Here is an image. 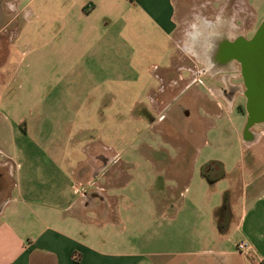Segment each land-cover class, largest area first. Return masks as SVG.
I'll list each match as a JSON object with an SVG mask.
<instances>
[{"label": "rangeland", "instance_id": "374dc122", "mask_svg": "<svg viewBox=\"0 0 264 264\" xmlns=\"http://www.w3.org/2000/svg\"><path fill=\"white\" fill-rule=\"evenodd\" d=\"M46 1L37 0L42 15L24 22L12 50L22 62L17 77L8 81L0 92V101L15 105L12 110H3L9 118L5 121L7 133L12 120H22L18 131L25 133L24 128L27 129L21 139L23 150L63 151L80 157L85 147L90 151L109 152L112 148L117 152V163L107 165L99 178L100 183L108 181L115 185V188L108 185L109 190L103 192L113 195L112 200L96 202L95 211L88 213L93 219L90 228L97 230L103 240H132L142 246L144 220L160 221L159 211L150 207L147 199L182 197V187L176 186L171 174L162 170L171 162L168 156H174L178 148L170 145L160 130L167 134L173 132L170 122H175L176 133L180 137L189 136L186 140L188 155L198 152L195 162L190 157L183 159L185 163L180 162L183 173L191 165L200 167L205 158L225 155L226 151L236 153L241 147L237 137L243 135L249 121L248 96H238L228 102L221 93L222 86L235 81L222 72L219 77L218 68L208 61V35L216 31L201 23L202 17L215 23L219 18H228L233 9L227 5L224 10L225 2L232 5L239 1L215 0L212 4V0H182L175 13L180 28L174 31L167 32L132 11L120 15L119 22L112 27L99 18L97 27L89 31V35L81 18L71 29L70 25L63 27L54 19L50 21L62 7V1L49 5ZM210 3L214 9L210 8ZM257 3L260 10H264V0ZM235 8L238 10V6ZM193 22L194 30H186ZM263 22L264 18L254 32L249 33L253 32L254 36ZM220 24L224 23H219L221 28ZM180 57L186 58L183 66L189 68V73L194 72V86L198 83L199 91L204 94L198 96V102L194 100L190 117H184L179 110L158 122V108L149 97L158 93L164 74H172L170 66ZM204 87L214 89L211 94L214 98ZM207 99L220 106H211V111L206 113L204 102ZM183 105L188 104L183 102ZM144 112L156 113L157 120L148 123ZM157 155L163 158L158 159ZM184 178L186 185L194 187V173L193 178L188 179L183 174ZM166 212L169 213L167 209ZM175 237L183 241L189 235L183 233Z\"/></svg>", "mask_w": 264, "mask_h": 264}, {"label": "crops", "instance_id": "0c3cea01", "mask_svg": "<svg viewBox=\"0 0 264 264\" xmlns=\"http://www.w3.org/2000/svg\"><path fill=\"white\" fill-rule=\"evenodd\" d=\"M61 1L62 7L50 21L54 19L63 27L70 25L71 29L81 18L86 23V35L97 27L99 18L112 27L120 15L132 11L167 32L174 31L179 27L175 13L182 4V0ZM238 1L232 5L225 2L224 10L227 5L233 9L226 19L218 17L220 21L215 23L202 17L204 27L216 31L208 35L210 49L216 51L223 37L222 53L229 52L237 35L245 41L264 18V10L257 3L261 0ZM212 4L210 8L214 9ZM41 15L37 0H0V92L17 77L22 58L15 57L12 50L24 22ZM221 22L222 29L218 27ZM187 29L194 30V22ZM181 59L170 66V71L191 72ZM203 94L194 88L196 97ZM204 103V110L210 112ZM14 106L0 101V264H256L236 250L240 240L250 243L264 259V121L245 127L243 135H238V152L205 158L200 167L191 165L185 173L180 162L188 157L195 162L198 152L193 150L190 156L186 152L187 135L176 141L174 147L178 149L174 156H168L171 162L162 170L182 187V197L147 199L150 207L159 211L160 221L144 220L145 243L139 246L132 240H103L90 228L93 219L88 213L95 211L96 202L112 200L113 195L103 192L109 190L108 185H115L100 183L99 178L107 165L117 163L118 153L112 148L97 152L85 147L80 157L63 151L23 150L21 139L27 129L25 133L18 131L22 120H12L9 133L5 124L9 118L3 110ZM193 173L194 187H190L183 174L191 179ZM183 233L189 235L187 240L175 237Z\"/></svg>", "mask_w": 264, "mask_h": 264}, {"label": "flooded vegetation", "instance_id": "af4514ba", "mask_svg": "<svg viewBox=\"0 0 264 264\" xmlns=\"http://www.w3.org/2000/svg\"><path fill=\"white\" fill-rule=\"evenodd\" d=\"M252 36H253V33L250 36H248L246 40L248 41L249 39H251ZM222 38L218 41L220 45L217 48H215L216 51H214V48L212 49V47L211 49L210 48L207 49V59L208 61L211 62L212 67L214 66L218 68V70L221 69L220 71L217 70L216 74L217 73L219 74L220 72L225 73V77L229 76L230 78L229 80L235 81L234 83L230 82L229 85H227L226 87H223V86L221 87L222 89L221 93L225 97H227L228 102H230L231 101L230 99H234L235 97L246 96L247 92L250 91L251 88H253V85L251 83V79L248 77V74H251V73H248L249 72L248 70L246 71L247 62H246L244 51H243L244 48L242 47L247 41L246 40L244 41L240 35H237L236 38L232 40L233 43H231L230 46L233 48L234 46L235 47L238 46L239 49L232 51L233 48H231L229 52L222 53L224 49V41H223L224 39L222 40ZM209 41L212 45V40L209 39ZM202 45H205V44H202ZM212 51H214L215 53L212 54ZM192 58H194V54L192 55ZM228 58H230V60H228ZM184 59H181V62ZM210 59L211 60L214 59V62L212 63ZM178 60L179 59H177L176 61ZM222 69L225 71H223ZM170 72H172V74H164V80L162 81V84H160L158 88L159 91L154 97H152V100H151V101L155 100V105L158 108L157 109L158 122H159V119L162 121L164 120L165 117L172 116L176 111L178 112L179 110L181 112L179 113L183 115L184 117H190L191 112L192 111L194 112V100L198 102L197 101L198 96L196 97L194 95V88L195 89H200V88L198 87V83H195L196 85L194 86V72L183 74L182 73L183 71L179 69L170 71ZM220 74H219V77H220ZM252 79L254 82L255 78H252ZM255 86H256V83H255ZM204 89L209 95L214 93L213 88L204 87ZM212 97L214 98V96ZM183 102L187 103L189 106L183 105ZM206 105H208V108L210 109L211 106L217 105V103L208 99ZM237 105L241 109L240 104H237ZM144 113H145L144 116L146 117L148 123L155 122L157 120L155 117V115H157L156 113L154 115L151 114L150 112H144ZM206 113L208 112L206 111ZM170 125L174 126L172 129L173 132H169L168 134L162 130H160V132L162 133V136L164 137V139L167 140L170 145L174 146L175 142L179 141V139H182V137H180L179 134L176 133L175 126H177V124L175 122H170ZM194 137H196L195 132H194Z\"/></svg>", "mask_w": 264, "mask_h": 264}, {"label": "water", "instance_id": "95a60500", "mask_svg": "<svg viewBox=\"0 0 264 264\" xmlns=\"http://www.w3.org/2000/svg\"><path fill=\"white\" fill-rule=\"evenodd\" d=\"M242 47L247 62L246 71L251 73L248 77L253 85V88L247 92L249 121L246 128H248L256 122L264 121V22L260 30ZM231 48L233 47L230 46ZM238 49V46H234L232 51ZM252 78H255L254 82Z\"/></svg>", "mask_w": 264, "mask_h": 264}, {"label": "built area", "instance_id": "2783aa9c", "mask_svg": "<svg viewBox=\"0 0 264 264\" xmlns=\"http://www.w3.org/2000/svg\"><path fill=\"white\" fill-rule=\"evenodd\" d=\"M236 250L245 255L247 258L251 259L254 261L256 264H261L264 259L260 258L254 251L252 245L248 243L247 241L240 240L236 244Z\"/></svg>", "mask_w": 264, "mask_h": 264}, {"label": "bare ground", "instance_id": "6f19581e", "mask_svg": "<svg viewBox=\"0 0 264 264\" xmlns=\"http://www.w3.org/2000/svg\"><path fill=\"white\" fill-rule=\"evenodd\" d=\"M247 41V40H246ZM233 43V42H232ZM228 44H230V43H228ZM243 52V51H242ZM238 53V52H237ZM232 54V53H231ZM235 56V55H234ZM240 57V56H239ZM241 60V59H240ZM248 134V133H247Z\"/></svg>", "mask_w": 264, "mask_h": 264}, {"label": "trees", "instance_id": "16d2710c", "mask_svg": "<svg viewBox=\"0 0 264 264\" xmlns=\"http://www.w3.org/2000/svg\"><path fill=\"white\" fill-rule=\"evenodd\" d=\"M261 264H264V260H263V262Z\"/></svg>", "mask_w": 264, "mask_h": 264}]
</instances>
